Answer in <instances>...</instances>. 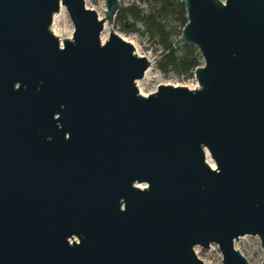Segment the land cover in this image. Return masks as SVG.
Listing matches in <instances>:
<instances>
[{"label":"water","instance_id":"95a60500","mask_svg":"<svg viewBox=\"0 0 264 264\" xmlns=\"http://www.w3.org/2000/svg\"><path fill=\"white\" fill-rule=\"evenodd\" d=\"M197 90L149 68L84 0H0V264H264V0H179ZM64 8L63 45L50 27ZM207 154L215 169L206 162Z\"/></svg>","mask_w":264,"mask_h":264},{"label":"trees","instance_id":"16d2710c","mask_svg":"<svg viewBox=\"0 0 264 264\" xmlns=\"http://www.w3.org/2000/svg\"><path fill=\"white\" fill-rule=\"evenodd\" d=\"M123 5L115 17L114 24L125 34L138 33L141 25L144 33L152 40H157L163 48L160 70L163 74L172 72L178 78H190L196 68L201 67L202 59L193 45L176 49L175 41L181 36L188 23L187 13L179 0H140Z\"/></svg>","mask_w":264,"mask_h":264},{"label":"rangeland","instance_id":"374dc122","mask_svg":"<svg viewBox=\"0 0 264 264\" xmlns=\"http://www.w3.org/2000/svg\"><path fill=\"white\" fill-rule=\"evenodd\" d=\"M224 5L226 0H220ZM85 5L88 9L96 12L98 18L100 20H104V12H105V0H84ZM120 2L123 5H129L131 3H135L139 6L142 5L140 0H121ZM60 16L59 27L64 29L63 39L69 38L72 39L74 28L68 17V14L64 8H61L57 15ZM104 27H106V31H104ZM139 29L138 33L125 34L118 27L113 24V26H109L107 23L103 25V31L101 33L108 40L110 35V30L113 34L118 36L121 40H125L129 42L135 53H139L144 57H148L151 60V72L149 75V82L141 89L144 93L152 94L157 91V87L159 85H170L175 87H184L188 90H193L198 87L197 79L194 75L190 78H178L172 72H168L163 74L160 70V58L163 54V48L158 43L157 40H152L148 37L147 34L144 33V29L141 25H137ZM201 67L204 66V61L201 59L200 61ZM206 162L213 163L209 155L207 154ZM214 164V163H213ZM234 248L237 250L249 264H262L263 261V252L260 248V241L257 237H243L237 240L234 243ZM195 254L198 259L202 261L203 264H222V257L217 248V246L212 245L209 249L205 250L202 248H195Z\"/></svg>","mask_w":264,"mask_h":264},{"label":"bare ground","instance_id":"6f19581e","mask_svg":"<svg viewBox=\"0 0 264 264\" xmlns=\"http://www.w3.org/2000/svg\"><path fill=\"white\" fill-rule=\"evenodd\" d=\"M60 16H61L60 14H59V15H57V14L54 15V17H53V22H52V25H51V27H50V31H51L52 35H53L55 38H57V39L59 40L60 45L62 46V45H63V44H62L63 41H64V40H69V38L63 39L64 29L61 28V27H59V26H60V25H59ZM105 31H106V27H104V31H103V32H105ZM101 41H102V43H104V42L106 41V37L103 36V34H102V37H101ZM124 41H125V40H124ZM125 42H127V41H125ZM127 43H129V42H127ZM129 44H130V43H129ZM135 55L138 56V57H143V58H145V59L147 60V62L149 63V68H148V70L145 72L144 77H143L141 80L137 81L136 84H135V86H136V88H137L139 94H140L141 96H143V97H147L148 94H147V93H144V92L142 91L141 88H142L143 86H145L146 84H148V82H149V80H150L149 75H150V72H151V60H150V58H148V57H144V56L140 55V54L137 53V52L135 53ZM174 87H175V86H174ZM208 164H209V166H210L212 169H215V165H214L213 163L208 162Z\"/></svg>","mask_w":264,"mask_h":264},{"label":"built area","instance_id":"2783aa9c","mask_svg":"<svg viewBox=\"0 0 264 264\" xmlns=\"http://www.w3.org/2000/svg\"><path fill=\"white\" fill-rule=\"evenodd\" d=\"M119 1H121V0H119ZM121 3V2H120ZM198 89V87L197 88H194L193 90H197Z\"/></svg>","mask_w":264,"mask_h":264}]
</instances>
